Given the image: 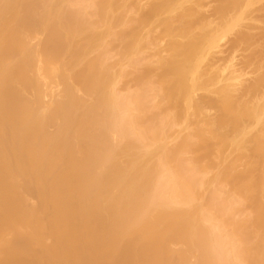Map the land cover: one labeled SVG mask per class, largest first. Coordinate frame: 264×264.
Wrapping results in <instances>:
<instances>
[{"label": "bare ground", "instance_id": "obj_1", "mask_svg": "<svg viewBox=\"0 0 264 264\" xmlns=\"http://www.w3.org/2000/svg\"><path fill=\"white\" fill-rule=\"evenodd\" d=\"M0 264H264V0H0Z\"/></svg>", "mask_w": 264, "mask_h": 264}]
</instances>
